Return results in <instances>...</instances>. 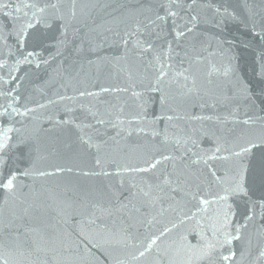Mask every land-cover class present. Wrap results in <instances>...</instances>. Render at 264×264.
Listing matches in <instances>:
<instances>
[{
  "label": "water",
  "instance_id": "water-1",
  "mask_svg": "<svg viewBox=\"0 0 264 264\" xmlns=\"http://www.w3.org/2000/svg\"><path fill=\"white\" fill-rule=\"evenodd\" d=\"M5 141L0 264H264V0H0Z\"/></svg>",
  "mask_w": 264,
  "mask_h": 264
},
{
  "label": "snow or ice",
  "instance_id": "snow-or-ice-1",
  "mask_svg": "<svg viewBox=\"0 0 264 264\" xmlns=\"http://www.w3.org/2000/svg\"><path fill=\"white\" fill-rule=\"evenodd\" d=\"M51 7L55 8L56 5L52 4ZM44 9H41L43 11ZM29 26H32L31 23ZM190 30V29H189ZM180 35H183V33H180ZM22 40V35H18V41ZM33 55V53L29 52L28 56ZM6 135V134H5ZM179 143V142H177ZM8 147L6 141L0 142V152L3 151ZM249 148H243L241 152L234 153L236 156H241L243 153L248 152ZM214 158V157H210ZM173 159L170 155L162 156L160 159H151L147 162L146 167H136L130 169L131 171L136 172H151L154 169H157V166L161 164L163 161H168ZM198 161H194L196 163ZM207 163V161H205ZM16 180V174L11 173L7 177L3 175L2 172H0V189H6L8 191H11L14 187V181ZM169 178H165V183H170ZM173 191H176V189H173ZM245 194L244 187L240 181H236L234 185L230 188H225L223 191V194H217V198L214 201L209 200H201L200 204L201 207L208 205L210 203H219L221 201L227 203L230 197ZM261 209H264V204L260 205ZM234 213L230 211H225L223 213V219L222 222L219 224V227L216 229V233L219 235L220 238H222V244L220 245V248H217L216 244L209 242L206 247L207 251L204 253V255L200 256V259L208 260L211 264L214 260H219L222 262H226V264H232L233 261L237 260V253L235 250H233V242L234 241H241L242 240V230L247 228L249 226L250 222H254L256 212H255V206L253 208H250L248 212L246 213L244 217L243 222H235L233 220ZM261 216L264 217V211L261 212ZM155 241H153L154 243ZM225 246H228V251H222L221 249ZM144 253H141L143 255ZM243 253L241 252V256ZM261 255H264V253H261Z\"/></svg>",
  "mask_w": 264,
  "mask_h": 264
}]
</instances>
